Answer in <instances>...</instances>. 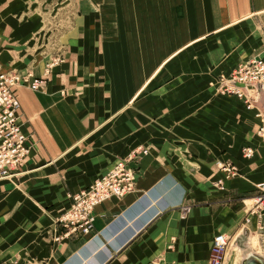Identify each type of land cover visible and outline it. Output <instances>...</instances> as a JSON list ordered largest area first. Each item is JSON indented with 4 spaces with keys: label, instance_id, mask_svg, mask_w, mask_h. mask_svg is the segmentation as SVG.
Returning <instances> with one entry per match:
<instances>
[{
    "label": "crops",
    "instance_id": "0c3cea01",
    "mask_svg": "<svg viewBox=\"0 0 264 264\" xmlns=\"http://www.w3.org/2000/svg\"><path fill=\"white\" fill-rule=\"evenodd\" d=\"M255 57L264 0H0V70L44 79L13 89L30 151L23 175L0 180V264H208L219 232L257 234L242 264H264V226L246 213L264 182V110L219 91ZM138 147L135 189L56 242L70 195Z\"/></svg>",
    "mask_w": 264,
    "mask_h": 264
},
{
    "label": "built area",
    "instance_id": "2783aa9c",
    "mask_svg": "<svg viewBox=\"0 0 264 264\" xmlns=\"http://www.w3.org/2000/svg\"><path fill=\"white\" fill-rule=\"evenodd\" d=\"M32 76L30 72L20 74L14 70H0V180H12L24 174L23 167L30 148L28 136L21 129L18 115L20 104L13 89L16 85L26 84L38 91L44 79H31ZM219 83L221 93L234 95L251 106L254 104L252 99H256L260 91L264 92V60L255 57L241 61L227 76H222ZM260 131H263V127ZM146 152L147 149L143 147L131 150L126 157L119 158L91 184L79 192L72 193L70 206L56 218V224L63 231L58 233L54 240L58 242L72 234H87L93 226V210L96 206L109 198H122L132 192L135 189L136 173L129 163ZM241 153L246 158L253 157V149L250 146H244ZM219 166L228 178L239 172L231 163L220 162ZM249 199H253V203L247 204L246 213L256 216L262 228L264 182L260 183L256 193ZM211 244L208 264H225L226 252L230 245L229 236L219 232L213 237Z\"/></svg>",
    "mask_w": 264,
    "mask_h": 264
},
{
    "label": "rangeland",
    "instance_id": "374dc122",
    "mask_svg": "<svg viewBox=\"0 0 264 264\" xmlns=\"http://www.w3.org/2000/svg\"><path fill=\"white\" fill-rule=\"evenodd\" d=\"M57 61H58V59H52V61L47 64V66L45 67V74L52 68L53 64L56 63ZM252 101L254 103L253 105L255 107L258 106L260 113H262L263 111H261V110H264V92L260 91V93L257 95V98L254 100L252 99ZM253 153H254V150H253ZM227 163L228 164L231 163V164L235 165L233 163V161H227ZM217 182H218V185H220V183L222 181L218 180ZM246 202L248 205H250L253 203V199L248 198V200H246ZM234 238L235 237H233L231 239L230 245L228 246V249L226 252V257H225L226 258L225 264H242V259L244 258L243 256L247 252H249V250H252V249L257 250V251L260 250V246H259L260 242L258 240L257 234H254L253 236H249V238H247L246 241L242 242V244L237 243L236 240H234ZM236 248H239V250L234 253V250Z\"/></svg>",
    "mask_w": 264,
    "mask_h": 264
},
{
    "label": "water",
    "instance_id": "95a60500",
    "mask_svg": "<svg viewBox=\"0 0 264 264\" xmlns=\"http://www.w3.org/2000/svg\"><path fill=\"white\" fill-rule=\"evenodd\" d=\"M244 264H263L261 260L253 254H248Z\"/></svg>",
    "mask_w": 264,
    "mask_h": 264
},
{
    "label": "bare ground",
    "instance_id": "6f19581e",
    "mask_svg": "<svg viewBox=\"0 0 264 264\" xmlns=\"http://www.w3.org/2000/svg\"><path fill=\"white\" fill-rule=\"evenodd\" d=\"M238 250H239V248H236V249L234 250V253L237 252ZM235 255H236V254H235ZM232 256H233V255H232Z\"/></svg>",
    "mask_w": 264,
    "mask_h": 264
}]
</instances>
